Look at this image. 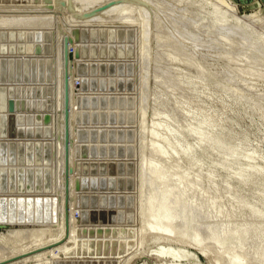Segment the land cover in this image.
Masks as SVG:
<instances>
[{"label": "rangeland", "instance_id": "374dc122", "mask_svg": "<svg viewBox=\"0 0 264 264\" xmlns=\"http://www.w3.org/2000/svg\"><path fill=\"white\" fill-rule=\"evenodd\" d=\"M0 32L16 34L14 41H0V77L19 81L3 78L0 85L45 91L39 99L46 110L35 113L48 115L49 121L40 126L26 121L22 127L32 131L33 143L50 145L49 162L41 161L39 149L32 164L23 165L44 164L39 179L43 186L23 196L34 198L29 218L0 224V264H264L263 252L258 253L261 260L251 252L255 228H260L256 225L264 224L257 217L264 213V66L259 60L264 44L245 58L255 40L264 42V0H0ZM108 45H121L130 56L109 57ZM118 63H125L124 75H117ZM84 96L97 97L98 107L82 108ZM19 98L26 99L15 100ZM92 111L97 122H91ZM40 131L43 136L36 138ZM220 136L222 143L215 142ZM142 141L148 147L165 145L166 156H155ZM175 149L180 170L192 162L190 172L185 170L196 176L191 198L199 202L202 193L211 190L206 199L214 204V217L207 213L187 222L177 219L167 199V217L174 222L168 226L155 221L160 197L146 183L142 162L154 158V163L164 160L166 165L176 158ZM101 162L108 163L110 189L82 191L83 166L89 170ZM30 172L25 171V188ZM10 175L15 185L14 173ZM2 192L0 201L12 195ZM83 194L86 203L80 199ZM110 194L132 195L133 206L101 207L100 196ZM91 195L97 198L93 206ZM240 195L241 212L233 206ZM249 204H254L256 215H248ZM219 206L236 213L235 226L244 218L256 224L241 242L210 237L213 223L225 219ZM3 212L17 215L11 202L7 207L0 204ZM171 252L184 256L171 257Z\"/></svg>", "mask_w": 264, "mask_h": 264}, {"label": "bare ground", "instance_id": "6f19581e", "mask_svg": "<svg viewBox=\"0 0 264 264\" xmlns=\"http://www.w3.org/2000/svg\"><path fill=\"white\" fill-rule=\"evenodd\" d=\"M189 8V7H188ZM202 10V9H201ZM215 12V11H214ZM215 15H217V13L215 14ZM250 15V14H249ZM220 18H221V16H219ZM210 19V18H209ZM213 19V18H212ZM214 19H216L217 20V18H214ZM224 19V18H223ZM123 20V19H122ZM125 20V19H124ZM203 20V19H202ZM218 20H219V18H218ZM226 20V19H225ZM143 21V20H142ZM211 21L212 20H210V23H211ZM236 21V20H235ZM145 22V21H144ZM204 22H207L206 20L204 21ZM222 22V21H221ZM220 22V23H221ZM208 23V22H207ZM216 23V22H215ZM229 23V22H228ZM245 23V22H244ZM226 24V23H225ZM234 24V23H233ZM233 24H231V25H233ZM239 24V23H238ZM208 25V24H207ZM206 25V26H207ZM210 25V24H209ZM213 25V24H212ZM220 25H222V23L220 24ZM226 25H228V24H226ZM230 25V24H229ZM242 25V24H241ZM216 26H218L219 27V25H215V27ZM234 26V25H233ZM212 26H210V28H211ZM235 27H237L236 26V24H235ZM238 27H240V28H242L243 29V27H241V26H239L238 25ZM217 28V27H216ZM221 28V27H220ZM232 28V27H231ZM218 29V28H217ZM238 29V28H237ZM236 29V30H237ZM230 30V29H229ZM231 30H233V28L231 29ZM240 30V29H239ZM148 31V30H147ZM238 31V30H237ZM243 31H244V29H243ZM246 31V30H245ZM240 32H242V31H240ZM1 33V32H0ZM3 33H6V32H3ZM9 33H13V32H9ZM9 33H6V34H9ZM245 33V32H244ZM146 34V33H145ZM148 34V33H147ZM246 37V36H245ZM15 38H16V34L15 33H13V37H12V39H10V37H9V35L7 36V38L6 39H0V41L1 42H5V41H14L15 40ZM237 42H239V41H237ZM262 44H264V42L263 41H261L259 38L257 39V40H255L254 42H253V45L252 46H249V48H248V50L247 51H249L248 52V55H247V53H246V55H245V58L246 57H249V56H252V54L253 55H255L254 54V52L256 51V48L258 49V47L259 46H261ZM229 45H230V43H229ZM231 45H233V44H231ZM228 46V45H227ZM226 46V47H227ZM238 46H239V44L236 46L237 48H238ZM146 47V46H145ZM229 47H231V46H229ZM229 47H227V49L229 48ZM234 47H235V44H234ZM147 48V47H146ZM233 48V47H232ZM260 48V47H259ZM240 49V48H239ZM146 50V49H145ZM228 50H231V48L230 49H228ZM233 50V49H232ZM237 50V49H236ZM240 51V50H239ZM246 51V52H247ZM227 52H229V51H227ZM233 52V51H232ZM229 54H231V52H229ZM244 54V53H243ZM251 54V55H250ZM228 55V54H227ZM1 56V55H0ZM148 56V55H147ZM230 56V55H229ZM242 55L240 54V56L239 57H241ZM257 56V55H256ZM244 57V56H243ZM242 57V58H243ZM262 57V56H261ZM259 59V58H258ZM239 61L241 60V61H243V59H238ZM261 62V64H262V67L264 66V57L263 58H261V59H259ZM113 61V60H112ZM258 61V60H257ZM259 62V61H258ZM260 64V65H261ZM238 65V64H237ZM129 66V65H128ZM257 66H259V65H257ZM240 68V67H239ZM256 68V67H255ZM258 68V67H257ZM264 68V67H263ZM235 69V68H234ZM238 69V67L236 68V70ZM241 69V68H240ZM245 70V69H244ZM252 71H253V69H251ZM255 70H257L258 71V69H255ZM7 71V70H6ZM251 71V74L253 73ZM234 73H237V72H234ZM245 73V72H244ZM246 73H250V71H248V72H246ZM260 73V72H259ZM262 73V72H261ZM196 74V73H195ZM255 74V73H254ZM257 74V73H256ZM132 76V75H131ZM245 76V75H244ZM250 77V76H249ZM3 78H6V79H8L7 81H9L10 83L11 82H19L18 80L17 81H14L15 79H12L11 77H8L7 75H4V76H2V77H0V79L2 80ZM106 78V77H105ZM123 78V77H122ZM248 78V77H247ZM245 79H246V77H245ZM103 81V80H102ZM7 83V82H6ZM4 84V85H7V84ZM21 83H23V82H21ZM30 83V82H29ZM32 83H35V82H32ZM229 83V82H228ZM17 84V83H16ZM19 84V83H18ZM1 85H3V84H1ZM22 85V84H21ZM27 85V84H26ZM19 86V85H18ZM7 87H11L12 89H26L27 87H17V86H10L9 84L7 85ZM30 88V90H31V88L32 87H28L27 89H29ZM32 90H35L36 91V93H35V98H33L31 95H26L27 97H24V96H22V95H20V94H18L17 95V93L16 92H14V98L15 97H17V96H21V97H23V98H29V100H30V104H29V107H30V109L29 110H27L25 107H24V109H21L20 108V106L22 105L21 104V102L22 101H25V100H20V98L19 99H16V101L19 103V101H20V104H18V107H19V110H17V111H25L26 113H18L17 111H15V112H17V114L15 113V112H13V113H6V117H5V119H2V116H0V126L2 127V126H4V128H5V132H6V134L5 135H3V136H0V141H3V142H6V143H16V142H18V141H22V142H24V143H27V145L29 146V147H31V146H33L32 147V149H30L31 150V153H30V151H29V154H28V158H29V160H27L26 161V163L25 164H32V158H33V156L34 155H36L37 153H39L40 151H39V149L41 150L42 148H41V146H40V144L41 143H33L32 141H31V139L34 137V134L31 132L29 135L27 134L26 135V132H28V131H30L29 129H26V131H25V129H24V127H22V124H26V115H28V114H30V115H35L36 113H35V111L37 110L38 112L39 111H45L46 110V106L44 105V100H40L39 98L40 97H45V91L43 90V89H41V88H32ZM43 90V91H42ZM21 92V91H20ZM13 94V93H12ZM172 96V95H171ZM214 96V95H213ZM109 97V96H108ZM142 98V97H141ZM34 100V102H35V104H39V106H36V110H34V109H31L32 108V105H31V103H32V101ZM102 101V100H101ZM242 102V101H241ZM104 104V103H103ZM122 104V103H121ZM258 105V104H257ZM190 106V105H189ZM248 110V109H247ZM104 111V110H103ZM110 113V112H109ZM131 113V112H130ZM1 114V113H0ZM179 114V113H178ZM188 114V113H187ZM41 115V114H40ZM48 116V115H47ZM47 116H44L45 118H48ZM43 117V116H42ZM186 117V116H185ZM188 117V116H187ZM192 117V116H191ZM86 119V118H85ZM186 119V118H185ZM176 120V119H175ZM174 120V121H175ZM262 120V119H261ZM185 121V120H184ZM142 122V121H141ZM206 122V121H205ZM143 123V122H142ZM141 123V124H142ZM209 123V122H208ZM126 124V123H125ZM12 125V126H11ZM155 125V124H154ZM208 126V125H207ZM13 128L14 130V133L13 134H10V132H9V130H10V128ZM18 128H22L23 130H24V135L22 136V137H20V136H18V134H17V129ZM142 128V127H141ZM189 128V127H188ZM209 129V128H208ZM160 130V129H159ZM180 130V129H179ZM158 131V130H157ZM153 132V131H152ZM142 133V132H141ZM155 133H157L156 131H155ZM193 133V132H192ZM167 134V133H166ZM153 135V134H152ZM170 135V134H169ZM41 136H43L42 135V133H41V131L39 132V133H37V135H36V138L37 137H41ZM172 136V135H171ZM170 137V136H169ZM173 137V136H172ZM221 137V136H220ZM158 138V137H157ZM171 138V137H170ZM222 138V137H221ZM15 139H16V141H15ZM154 139V138H153ZM166 139V138H165ZM162 140V139H161ZM221 140H223V138L222 139H217L215 142H221ZM166 141V140H165ZM143 142V141H142ZM145 142V141H144ZM144 142H143V144H142V146L144 145V146H146L147 145V148H149V150H151L153 153H154V155L155 156H159V157H162L163 155H165V153L167 152H165L164 153V151L163 150H165V148H164V144H161V146L162 145H164L163 146V149H162V147H159V145L158 144H153L151 141H149V142H151L152 144H150L151 146L150 147H148V144H144ZM148 141H147V143H149ZM156 142V141H155ZM158 142H160V141H157V143ZM162 142V141H161ZM164 142V141H163ZM171 142V141H170ZM125 143V142H124ZM176 143H178V142H176ZM204 143V142H203ZM222 143V142H221ZM42 144H44V143H42ZM10 145V144H9ZM174 145V144H173ZM177 145V144H176ZM196 145V144H195ZM218 145V144H217ZM36 147V148H35ZM170 147H172V146H170ZM175 147V146H174ZM181 147V146H180ZM143 148H145V147H143ZM146 148V149H147ZM232 148V147H231ZM230 148V149H231ZM146 149H143V151L145 150V152L147 153V151H146ZM235 149V148H234ZM167 150V149H166ZM184 150V149H183ZM237 150V149H236ZM9 152H8V160H7V162L9 161L10 163H14V164H16L17 162H16V153H15V151L14 150H12L11 149V147H10V149L8 150ZM173 151V154H175L176 156V158H174V160L173 161H171V159L169 160V163H170V161H171V163L169 164V163H167L166 162V165H164L163 163L165 162L164 160H162V161H159L162 165H158V163L159 162H157V163H154L153 161H154V158H153V161L151 162V163H149V164H146V162H145V164L142 162V168H143V172H144V174L145 173H147L146 174V176H147V179L145 180L144 178H143V180H145L146 181V183L147 184H151V185H149V187L151 186V187H153L154 188V190H153V188L152 189H150V190H153L152 192L154 193H156L155 195H159V197H160V201H159V205L158 204H155L156 202H158V200L155 202V201H153L152 199H151V197H149L152 201H153V203L151 202V200L149 201V202H151L153 205H158L157 207H158V209L156 210L157 212H154V213H157V218H155V221H158L159 219H160V221H163L162 222V224H167L168 226H169V224H170V222H169V218L167 217V207H168V205H169V207H171V208H169V209H174L175 211H173L174 213H176V217H178L177 219H184V221L185 222H187V220H188V218L189 217H191V218H195V217H202V216H206L207 215V213H212V212H210V208L212 207L213 208V205L214 204H212V201H210L209 199H206V196L208 195V193H211V190L209 191V190H207L208 191V193H207V195L206 196H204L205 195V193H202V197L200 198L201 200L199 201V202H195L194 201V198L192 199L191 198V194L192 193H194V187H193V185H192V182L195 180L194 179V177H196L194 174H192V176H193V178H191L189 175H188V173L190 172V169H192V165H191V163L192 162H190L189 160V162H187V164H185L186 166H184L183 168H184V171L183 170H180V168L182 169V167H179L180 165H179V161H178V154H179V151L178 150H172ZM182 151V150H181ZM150 152V151H149ZM98 153V152H97ZM185 153V152H184ZM150 154H151V152H150ZM169 154H171L170 152H169ZM169 154H167V155H169ZM232 154V153H231ZM182 155H184V154H182ZM189 155V154H188ZM166 156V155H165ZM174 157V156H173ZM173 157H171L172 159H173ZM182 157V156H181ZM221 157V156H220ZM228 157V156H227ZM252 156H250V155H247V158H251ZM37 158V157H36ZM145 158V157H144ZM143 158V159H144ZM150 158V157H149ZM163 158V157H162ZM166 159L168 158V157H165ZM164 158V159H165ZM253 158V157H252ZM251 158V159H252ZM187 159V158H186ZM148 160V159H147ZM156 160H160L158 157L156 158ZM155 160V161H156ZM180 160V159H179ZM229 160V159H228ZM254 160V159H253ZM183 161V160H182ZM192 161V160H191ZM173 162V163H172ZM233 162V161H232ZM10 163H6V164H4V165H2V164H0V169L1 170H3V171H9V173H10V171H12V174L14 173V169H17V168H15V165H11ZM168 164V165H167ZM184 164V163H183ZM203 164V163H202ZM226 164V163H225ZM146 165V166H145ZM195 165V164H194ZM229 165V164H228ZM42 166H44V164L42 165ZM42 166H22L24 169H25V171L27 170V169H29V170H32V172H30V175H28V183H27V188H25V191L23 192V193H18L16 190H15V188H16V186L15 185H13V183H12V175H10L9 176V179H8V181L6 180L7 179V174H4V173H6V172H1L0 174V182H1V179H5L4 180V184H6L5 185V189L4 190H2L3 192H2V194H6V193H8V194H12V195H18V198H14L12 195L11 196H8V197H6V199H1V200H4L3 202H2V204L4 203V205L7 207V204L8 203H10L11 202V206H13L14 207V212L15 213H17V215H16V217L14 216V214H6L7 212H3L2 214H0V224L1 225H5V224H7L9 221L8 220H11V219H14V220H19V221H24L25 219H27V218H29V216H30V210L32 209V207H33V205L31 204L29 207H27L26 208V204H25V202H24V199H26L25 197H23V196H26V194L28 195V194H32V193H34V192H37V190H41L42 189V184L40 185V183H39V180H38V177H39V174H43V168H42ZM19 167V166H18ZM227 167V166H226ZM224 169V168H223ZM185 170H189V172H187V171H185ZM142 173V172H141ZM192 173V172H191ZM208 173V172H207ZM215 173V172H214ZM26 174V173H25ZM209 174V173H208ZM5 177H4V176ZM141 175V174H140ZM215 175V174H214ZM145 176V175H144ZM227 177V176H226ZM13 178H14V175H13ZM34 180V181H33ZM41 180V179H40ZM3 181V180H2ZM196 181V180H195ZM144 182V181H143ZM215 182V181H214ZM242 182V181H241ZM246 182V181H245ZM195 182H193V184H194ZM210 183V182H209ZM144 184V183H143ZM246 184V183H245ZM146 185V184H145ZM241 185V184H240ZM194 186H196V184H194ZM147 187V186H146ZM148 187V188H149ZM147 188V189H148ZM214 188V187H213ZM145 189V188H144ZM143 189V190H144ZM196 189H197V186H196ZM210 189H211V187H210ZM149 190V189H148ZM220 190V189H219ZM218 190V191H219ZM142 191V190H141ZM164 191H167V194H165L164 193ZM145 192V191H144ZM190 192V193H189ZM227 192V191H226ZM248 192V191H247ZM41 193V192H40ZM196 193V192H195ZM199 193V192H198ZM221 193V192H220ZM264 193V192H263ZM1 194V193H0ZM38 194H39V192H38ZM142 194V193H141ZM144 194V193H143ZM147 194H149V192L147 193ZM151 194V193H150ZM189 194H190V197H188L189 196ZM197 194V193H196ZM204 194V195H203ZM222 194V193H221ZM20 195H22V196H20ZM146 195V194H145ZM153 195L154 194H152V197H153ZM194 195V194H193ZM198 196H200L199 194H197ZM209 195H211V194H209ZM223 195V194H222ZM140 196V195H139ZM144 196V195H143ZM143 196H142V198H143ZM148 195H146V197H147ZM151 196V195H150ZM13 197V198H12ZM193 197H195V200L198 198L197 196H193ZM197 197V198H196ZM211 197V196H210ZM209 197V198H210ZM219 197H220V195H219ZM261 197V196H260ZM38 198V197H37ZM154 198H155V196H154ZM141 199V198H140ZM157 199H159V198H157ZM167 199H168V201H167ZM146 200V199H145ZM149 200V199H148ZM147 200V201H148ZM198 200V199H197ZM196 200V201H197ZM213 200V199H212ZM259 200V199H258ZM5 201H8V203H5ZM140 201V200H139ZM143 201V200H142ZM168 202V204L166 203V205H167V207H166V205H165V202ZM141 202V201H140ZM149 202H147V203H149ZM155 202V203H154ZM144 203V202H143ZM145 203H146V201H145ZM146 203V204H147ZM243 198L241 197V195H240V197L237 199V202L235 203L234 202V204L235 205H233V206H235V208H237V210L239 211V212H241V210H243L244 209V205H243ZM251 203H253V202H251ZM138 204V203H137ZM144 205V204H143ZM254 204H249V205H247V207H246V211H247V213H248V215H253V214H255V210H254V206H253ZM22 206H23V211L21 210V208H22ZM32 206V207H31ZM36 206V205H35ZM141 206H142V204H141ZM148 206H149V204H148ZM147 206V207H148ZM232 205H231V207H233ZM146 207V208H147ZM153 207V206H152ZM155 208H156V206H154ZM215 207V206H214ZM220 207V206H219ZM221 207H223V205L221 206ZM220 207V208H221ZM258 207V206H257ZM24 208H25V210H24ZM138 208V207H137ZM141 208H143V207H141ZM151 208V207H150ZM216 208H217V206H216ZM234 208V207H233ZM2 209H3V211H5L4 210V207H2ZM6 210H7V208H5ZM172 209V210H173ZM221 209H223V208H221ZM221 209H218V210H220V212H223L224 213V215H225V219H224V221L221 223L220 221H222V220H218L220 223H218V221H217V223L218 224H216L215 225V222L213 223L214 225H212V222L214 221V220H212V222H211V227H212V234H211V230H210V228H209V233H210V237H213V239L214 238H216L217 240H218V238L219 239H223V240H227V241H230V242H233V243H238V242H241L244 238H245V236H246V234H247V232L250 230V229H252V227L253 226H255L256 224H252V222L251 221H249L248 222V217H246V219H248V220H246L245 221V218H244V221L241 223V225H239V226H235V216H237L236 215V213L235 212H237V210L234 212L235 214H228L224 209L223 210H221ZM145 210V209H144ZM141 212L143 211V209L142 210H140ZM149 211V210H148ZM155 211V210H154ZM171 211V210H170ZM225 211V212H224ZM231 211V208H230V210H229V212ZM245 211V210H244ZM257 211V210H256ZM232 212H233V209H232ZM260 212V211H259ZM110 213V212H109ZM153 213V212H152ZM153 213V214H154ZM174 213H173V215H174ZM223 213H221V215L220 216H222V214ZM261 213V212H260ZM71 214V213H70ZM146 214V213H145ZM149 214V213H148ZM205 214V215H204ZM213 214V213H212ZM220 214V213H219ZM152 215V214H151ZM171 215V214H170ZM239 215V214H238ZM256 215V214H255ZM148 216V215H147ZM153 216H156V215H153ZM211 216V214L209 215V217ZM216 216H219V215H217V213H216ZM254 216V215H253ZM252 216V217H253ZM145 217V216H144ZM159 217V218H158ZM170 217V216H169ZM173 217V216H172ZM171 217V218H172ZM203 217V218H204ZM208 217V216H207ZM213 217H214V214H213ZM242 217H244V216H242ZM257 217H259V219H261L263 222H264V213H262V214H259ZM206 218V217H205ZM224 218V216L222 217V218H220V219H223ZM144 219V218H143ZM146 219V218H145ZM158 219V220H157ZM173 219H174V217H173ZM177 219L175 220V222L177 221ZM201 219V218H200ZM208 219V218H207ZM211 219H213V218H211ZM217 219V218H216ZM219 219V218H218ZM240 219V218H239ZM171 220V219H170ZM250 220H251V218H250ZM160 221H159V223L157 222V225L158 224H160ZM181 221V220H180ZM192 221V220H191ZM216 221V220H215ZM167 222H169V224L167 223ZM174 222V221H173ZM173 222H171V223H173ZM241 222V221H240ZM239 222V223H240ZM251 222V223H250ZM259 222H261V221H259ZM181 224H182V226H183V223L182 222H180ZM207 223V222H206ZM210 223V222H209ZM141 224V223H140ZM176 225V224H175ZM185 225H187V224H185ZM191 225V224H190ZM196 225V224H195ZM198 225V224H197ZM261 225H264L263 223L262 224H260V225H256V226H259L260 228H255L257 231H256V236H255V240H254V248L252 249V251L251 252H253V254H255L256 255V258H258L257 256L259 255L260 256V259L259 260H261L263 257L262 256H264V255H260V254H262V252H263V254H264V227L263 226H261ZM166 226V225H165ZM163 227V226H162ZM185 228H187L186 226H184ZM193 227V226H192ZM154 228V227H153ZM159 228H161L160 226H159ZM181 228H183V227H181ZM254 228V227H253ZM62 229V228H61ZM194 229V228H193ZM156 230V229H155ZM158 230V229H157ZM187 230V229H186ZM188 230H189V227H188ZM203 230V229H202ZM187 232V231H186ZM208 232V231H207ZM208 234V233H207ZM197 237V236H196ZM192 238H193V236H192ZM199 239V238H198ZM213 239L211 240V241H213ZM207 240V239H206ZM216 240V241H217ZM215 241V240H214ZM215 241V242H216ZM219 241V240H218ZM127 243V242H126ZM222 243V242H221ZM217 245V244H216ZM261 251V252H260ZM260 252V254H258ZM159 254L160 255H165L163 252H159ZM158 254V255H159ZM250 254H251V256H252V253H249V256H250ZM255 255L253 256V257H255ZM172 256H175V257H182V256H184V255H177V254H174V253H172L171 252V257ZM262 257V258H261ZM51 259V258H50ZM254 259V258H253ZM257 260V259H256ZM231 261V260H230ZM235 263V262H234ZM238 263V262H237ZM13 264V263H12ZM238 264H240V263H238ZM242 264V263H241Z\"/></svg>", "mask_w": 264, "mask_h": 264}, {"label": "water", "instance_id": "95a60500", "mask_svg": "<svg viewBox=\"0 0 264 264\" xmlns=\"http://www.w3.org/2000/svg\"><path fill=\"white\" fill-rule=\"evenodd\" d=\"M8 35H6V33L1 32L0 33V39H6ZM9 37L10 39H12L13 37V33H9ZM20 47L23 48V45H19ZM128 49V48H127ZM126 49V51H127ZM86 50L83 48L82 50V55L85 56L86 55ZM105 48H101L100 49V53L102 55H104ZM96 50H93V56L95 55ZM107 55L109 57H115L117 56L118 58H124V57H129L130 56V51L128 50L127 52H124V48L122 49V46H118L117 49L114 48L113 45H108V48L106 50ZM125 63H118L117 69H116V73L118 76L124 75V72L126 71L125 69ZM104 72V71H103ZM28 88V87H27ZM12 89L11 87H7V85H0V116H2V119H5L6 117V113H13L17 110H19L18 107V102L15 100L14 98V92L24 97H27L26 95H31L33 98H35V90H30L29 89ZM21 91V92H20ZM13 93V94H12ZM113 98V97H112ZM114 101V100H113ZM110 102L109 103V107H113L114 106V102ZM21 109H24V107L29 110V104H30V100L29 98L25 99V101L21 102ZM32 108L36 110V106H39V104H35L34 100L31 103ZM79 105L82 108H89L91 107L92 109H96L98 107V100L97 97L95 96H91V97H87L84 96L82 97V99L79 101ZM93 115L95 114V117L92 119L91 122H97V117H96V111H92ZM87 113H83V120L82 122H88L87 119H85L84 115L86 116ZM26 121L29 122V124H35L36 126H40L42 123H47L49 120L48 118L42 117L40 114H35V115H26ZM81 120L80 119H76V122H78ZM12 126V125H11ZM14 129L11 127L9 132L10 134H13ZM26 131V130H25ZM17 134L18 136L22 137L24 135V130L22 128H18L17 129ZM32 131H28L26 132V135L30 134ZM5 128L4 126H0V136L5 135ZM36 134V132H35ZM37 135V134H36ZM10 144V145H9ZM14 150L16 153V162L18 164L19 167H17V169H14V179H15V190L18 193H23L25 191V179H26V174H25V169L22 167L27 160H29L28 158V154L29 151L31 153V150L33 146L29 147L27 145V143H24L22 141H18L16 143H6L3 141H0V164L4 165L7 163L8 160V150L10 149ZM42 157L40 160L43 161V163L49 162L50 160V145L49 143L45 142L42 146ZM107 164L108 163H104L101 162L99 163V165L95 166V165H91L90 169L88 170L86 166H83L82 168V176L80 177V189L82 191H88V190H99V191H106L107 189H110L108 186V179L106 177L107 174ZM3 172V170H2ZM6 174V173H4ZM10 174H12V172H10ZM1 175V174H0ZM7 175H8V179H9V171H7ZM4 176V175H3ZM16 176V177H15ZM41 174H39L38 180L41 179ZM98 176V177H97ZM5 177V176H4ZM6 179V178H5ZM5 179H1L0 182V191L5 189V185L4 184V180ZM3 180V181H2ZM7 180V179H6ZM40 181V180H39ZM86 195L83 194L81 195V201L83 203H86ZM37 199V198H35ZM91 199V205H95L97 198L95 195H91L90 197ZM100 206L104 207V205H107L109 207H122L124 205H126L127 207H132L133 206V196L132 195H127L126 197H123L122 195H118L117 197L113 194H110L108 196H100ZM4 200L0 201V204L3 202ZM24 202L26 204V208L29 207L31 204H35L34 202V198L32 197H27L26 199H24ZM23 208V207H22Z\"/></svg>", "mask_w": 264, "mask_h": 264}]
</instances>
